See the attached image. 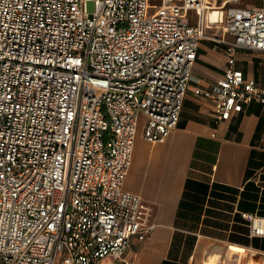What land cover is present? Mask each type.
<instances>
[{
  "label": "built area",
  "instance_id": "obj_1",
  "mask_svg": "<svg viewBox=\"0 0 264 264\" xmlns=\"http://www.w3.org/2000/svg\"><path fill=\"white\" fill-rule=\"evenodd\" d=\"M87 1L0 0V264H120L152 234L155 207L124 187L140 116L151 142L177 127L200 38L230 57L193 88L216 117L264 103L235 64L238 48L264 51L263 7L226 0L216 36L210 0ZM241 214L264 236V216Z\"/></svg>",
  "mask_w": 264,
  "mask_h": 264
},
{
  "label": "crops",
  "instance_id": "obj_2",
  "mask_svg": "<svg viewBox=\"0 0 264 264\" xmlns=\"http://www.w3.org/2000/svg\"><path fill=\"white\" fill-rule=\"evenodd\" d=\"M210 1L206 31L219 36L233 3ZM238 5L264 8V0ZM204 38L209 45L199 46L177 127L151 142L140 116L124 187L153 204L157 226L148 238L133 239L120 264H222L225 258V264H264V236H251L241 214L264 216V103H245L227 120L216 117L212 101L193 88L214 84L230 57L224 43ZM235 58L264 86V51L238 48Z\"/></svg>",
  "mask_w": 264,
  "mask_h": 264
},
{
  "label": "rangeland",
  "instance_id": "obj_3",
  "mask_svg": "<svg viewBox=\"0 0 264 264\" xmlns=\"http://www.w3.org/2000/svg\"><path fill=\"white\" fill-rule=\"evenodd\" d=\"M94 8H95V1L94 0H88L87 1V10L93 11ZM199 43L203 47H208V45H209L208 40L206 38H200ZM193 73H194V71H193ZM194 81H195L194 79H191L190 83L194 82ZM226 260L227 259L225 258V260L222 264H225ZM111 262H112V260H110V257H106L101 264H111ZM215 262H216V264H218V261L215 260ZM242 264H245V260L242 262Z\"/></svg>",
  "mask_w": 264,
  "mask_h": 264
}]
</instances>
